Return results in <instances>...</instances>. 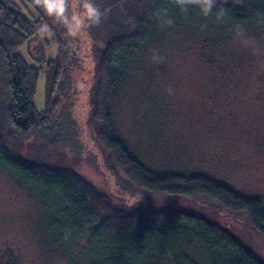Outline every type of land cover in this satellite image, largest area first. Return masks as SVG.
<instances>
[{
  "label": "trees",
  "instance_id": "obj_1",
  "mask_svg": "<svg viewBox=\"0 0 264 264\" xmlns=\"http://www.w3.org/2000/svg\"><path fill=\"white\" fill-rule=\"evenodd\" d=\"M18 1L19 5L14 0H0V116L5 113L0 119V172L11 175L19 186L45 203L48 213L44 223L57 236L52 243L65 252L70 245L82 242L76 264H264L231 232L195 210L157 209L142 203L119 209L72 172L21 157L8 147L35 139L46 149L68 150L83 143L86 126L94 132L90 135L101 161L115 170L118 179L125 178L124 184L135 196L206 198L229 216L243 215L264 237V197L239 191L201 170H152L120 135L111 109L136 58L145 54L152 43H169L175 35L179 36L177 41L185 42L184 47L194 46L192 52L200 61L221 72L222 77L234 72L226 66L235 59V68L244 71L245 55L251 53L246 46L257 52L259 38L264 36V0H216L207 14L195 4L182 11L174 0H94L102 19L85 32L95 42L100 57L86 125L76 115L71 91L74 82L70 73L77 61L74 43L78 39L69 36L64 26L35 0ZM77 1L70 0V7ZM73 13L75 10L70 8L69 14ZM25 14L31 18L37 15L39 20L32 23ZM167 17L174 24L162 27L161 21ZM49 19L57 20L52 27L57 55L30 64L21 50L38 39ZM232 36L243 39L238 48L221 51ZM253 68L264 81V67L260 71V65L254 64L251 73ZM41 85L44 107L39 109L35 99ZM238 87L245 91L237 90L229 102L235 97H255L258 103H264V89L258 87L251 95L247 83L240 82ZM3 91L6 95L2 98ZM212 113L217 115L218 110ZM5 118L8 128L1 127ZM54 216L64 222L66 232L53 227ZM93 252L102 256L97 262L88 258Z\"/></svg>",
  "mask_w": 264,
  "mask_h": 264
},
{
  "label": "rangeland",
  "instance_id": "obj_2",
  "mask_svg": "<svg viewBox=\"0 0 264 264\" xmlns=\"http://www.w3.org/2000/svg\"><path fill=\"white\" fill-rule=\"evenodd\" d=\"M80 6L78 0L70 7L71 11L80 12ZM25 15L32 23L39 20L37 15L34 18ZM56 23L57 20L49 19L38 39L21 50L30 64L37 65L39 58L56 57L58 43L52 33ZM73 38L78 40L74 43L77 61L70 73L71 82H74L71 91L76 115L81 124L86 125L100 52L85 31ZM175 38L179 36L169 39V43H152L145 54L136 58L111 103L118 132L152 170L179 173L201 170L225 180L239 191L264 197V103H258L255 97L251 100L235 97V101L229 102L237 90L242 92L238 87L240 82L248 84L251 95L256 94L258 87L264 89V81L258 77L257 70L253 68L252 73L250 70L254 64L260 65V71L264 67V36L259 38L257 52L246 46L251 50L245 55L246 69L237 70L235 59L233 64L226 66L234 72L224 77L200 61L192 52L194 46L186 48L182 45L185 42ZM240 40L232 36L221 51L238 48ZM153 50L164 58V63H153ZM237 61L240 63V59ZM209 71L213 73L210 75ZM41 82L43 84V79ZM5 95L3 91L2 98ZM43 95L44 86L41 85L35 99L39 109L44 107ZM2 106L4 109L3 99ZM215 109L218 116L212 113ZM4 115L3 112L0 119ZM4 122L1 127L8 128L6 118ZM90 134L94 136V132L84 126L83 143L68 150L62 147L46 149L35 139L22 144L10 143L12 146L8 147L21 157L72 172L119 209L142 203L157 209L195 210L231 232L264 263V237L243 215L229 216L218 205L201 197L185 199L158 195L142 196L139 200L141 196H135L124 184L125 178L118 179L115 170L101 161ZM45 206L19 186L11 175L0 172V264H76L82 242L72 245L69 242L70 248L65 252L59 244L52 243L57 236L50 232L52 228H46L50 226L43 220L48 213ZM52 221L54 228L66 232L60 218L54 216ZM90 256L88 258L95 262L102 257L98 252Z\"/></svg>",
  "mask_w": 264,
  "mask_h": 264
},
{
  "label": "clouds",
  "instance_id": "obj_3",
  "mask_svg": "<svg viewBox=\"0 0 264 264\" xmlns=\"http://www.w3.org/2000/svg\"><path fill=\"white\" fill-rule=\"evenodd\" d=\"M174 2L181 7L182 11H187L189 5H200L202 11L207 14L215 6L216 0H174ZM35 3L42 7L49 16L56 18L64 26L67 34L72 37L78 36L90 25H98L102 19V12L94 0H80L82 10L73 14H69L70 0H35ZM173 24L174 20L170 17L164 18L161 21L162 27H171ZM153 52V63H164V58L156 53L155 50ZM168 91L169 94H172L171 88ZM141 199L142 196L139 200Z\"/></svg>",
  "mask_w": 264,
  "mask_h": 264
}]
</instances>
